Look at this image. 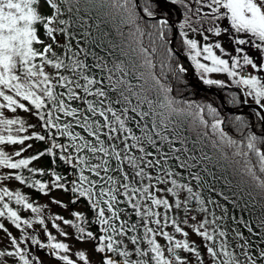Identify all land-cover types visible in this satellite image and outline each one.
<instances>
[{
  "label": "snow or ice",
  "instance_id": "snow-or-ice-1",
  "mask_svg": "<svg viewBox=\"0 0 264 264\" xmlns=\"http://www.w3.org/2000/svg\"><path fill=\"white\" fill-rule=\"evenodd\" d=\"M43 2L52 10L51 15L41 14L38 8L41 0H0V99L3 101L0 109L13 113L17 109L32 113L34 109V114L47 130V137L35 132L31 136L19 135L35 126L25 127L23 119L4 118L0 111V145H23L33 138L40 141L48 138L50 146L44 152L18 160L0 150V167L28 168L32 161L44 155L52 156L53 163L58 157L70 165L76 179L68 181L53 170L52 186L65 188L66 183L70 184V191L76 194L77 199L86 198L102 234L96 237L79 223L59 215L54 218L53 227L59 228L55 221L63 220L65 225L77 229L80 239H98L96 252L115 253L122 258L118 260L108 256L102 259L101 264H189L187 257H182L178 250L194 254L199 264H203L195 242L190 244L187 239H175L165 230L171 226L175 233L183 237L189 235L181 227L178 217L171 215L173 211L183 213L182 223L185 225L189 224V217L196 221L191 225L192 230L205 242L211 264H264V247L255 245L258 251H254L253 243L238 228L231 232L227 230L224 222L231 219L253 233L247 221L229 215L227 203L230 202L233 208L238 205L235 200L230 201L223 189L217 191L215 185L221 177L208 167L212 157L204 152L203 147H197L204 139L210 140L223 158L231 159L239 171L250 177L255 187L264 193V133L257 135L249 131L243 140L233 139L222 127L224 121L211 104L180 101L171 95L168 74L180 81L186 69L180 64L170 63L173 51L168 47L169 20L158 19L149 24L152 31H146L144 16L137 11L136 0ZM165 2L183 8L179 35L203 83L224 86L221 80L207 78L210 73L238 77L232 83L243 86L245 96L253 97L256 105L264 109L261 78L242 76L236 71L243 65L264 70V63H254L243 47L250 44L264 53V0ZM159 3L160 0H144V14L154 18V9L159 7ZM92 11H96L97 18L103 15L112 20L119 19L120 53L127 60L109 62L105 55L100 54L104 52L112 56V52L104 48L106 42L110 47L116 46L105 40L107 33L93 36L92 24L89 23L93 20ZM194 17L197 18L195 22ZM224 18L230 22V29L216 25V21ZM37 24L42 25L51 43L40 39ZM205 24L212 26L205 28ZM96 27L99 29V24ZM186 28L202 36L204 41L209 39L205 33L219 37L222 31L230 34L234 30L236 34H243L231 41L237 46L234 48L237 55L229 57L231 65L229 59L221 58L214 51L219 49L227 54L221 43L201 45L197 39L189 37ZM145 35L148 37L147 46L143 40ZM57 36L63 37L62 44ZM36 44L43 45V50L34 47ZM54 46L61 51L58 53ZM158 52L163 57L159 76L154 71L156 65L153 62ZM200 58L210 63H203ZM46 66L54 71L47 72ZM130 76L142 83L133 84ZM232 102H237L235 95ZM256 116L264 121L261 112L258 111ZM235 123L240 129L248 127L239 116L235 117ZM15 125L19 127L14 135ZM192 133L196 138L190 140ZM56 137H66L70 143L60 142ZM226 149L231 150V157ZM25 150L21 148L14 155L19 157ZM28 171L44 174L43 169L28 168ZM14 178L22 184L26 182L23 175L17 174ZM224 180L225 185L231 183L226 178ZM29 186L44 193L49 190V185L38 179ZM161 193L170 194L173 200ZM5 197L14 198L17 205L36 213V222L44 225L45 221L39 215L42 209L29 203L26 196L19 191L13 193L7 188L0 189V202ZM53 202L66 207L62 201ZM192 212L202 215V219L197 220ZM5 214L18 229L21 224L33 225L32 220H22L17 211L3 202L0 217ZM72 215L77 221L87 222L81 212H73ZM259 227L261 232L255 235L260 236V244H264V219L260 220ZM0 229L7 232L3 224H0ZM8 235L11 237L10 233ZM61 235L67 236V233L62 232ZM158 236L166 241L165 245L158 242ZM47 239V244H41L31 237L32 243L52 249L53 255L64 264H76L66 254L68 244L55 242L56 237L51 233H47ZM11 244L14 251L0 250V258L18 257L22 264H33L14 237ZM76 255L84 264H90L85 252L79 251ZM36 264L42 262L37 261Z\"/></svg>",
  "mask_w": 264,
  "mask_h": 264
},
{
  "label": "trees",
  "instance_id": "trees-1",
  "mask_svg": "<svg viewBox=\"0 0 264 264\" xmlns=\"http://www.w3.org/2000/svg\"><path fill=\"white\" fill-rule=\"evenodd\" d=\"M136 2L138 4L137 11L140 13L141 16H144V20H145L144 28L146 31H152V29L149 28V24L155 23L159 18H167L169 22L175 25L176 31L174 36L172 35L171 26L168 30V39L171 42V44L170 43L168 44V47L171 48L173 51V56L172 59L170 60V63L181 65V58L178 56L177 54L178 52L186 56L189 64L192 67L191 77H189L185 71L183 74H181L180 81L173 79L171 73L168 74L167 82H169L172 86L171 95L180 101H189V102L201 103L205 105L211 104L212 107L217 109V112L219 113V118L224 121L222 127L233 139L241 141L244 139V136H246L249 131L254 132L257 135L264 133V121L262 124L261 120L256 116V113L258 111L252 108L251 106H248L249 103H255V100L251 96H245L244 93L246 89H244L243 86H237L236 84H233L232 81L223 80L224 86L221 87L219 85L204 84L203 81L201 80L200 73L197 71L192 61L188 58L187 50L182 45V37L179 35L180 32L179 24L183 21L184 18L183 8L179 5H172L170 2H165V0H160L159 7L154 9L156 12L155 17L157 18H149L143 12L144 0H136ZM150 2H153V0H150ZM205 11H207V9H205ZM91 15L93 17V20L89 21V23L92 24V28L90 30L93 36L99 37L101 34L107 33L108 35L105 37V40L111 42V45L116 46L114 48L110 47L109 43L106 42L104 44V48L111 51L112 56H107L104 52H101L100 54L105 55V58L108 59L109 62L115 59L127 60L128 58L121 56L120 53L119 45H121L122 43V38L120 37L119 32L117 30V26L119 25V19L117 18L116 20H112L111 18L105 17L103 15L97 18L96 11H92ZM196 19L197 18L194 17L193 21L195 22ZM225 21L227 22L228 25H230V22L227 20V18L216 21V25H218L220 22L225 24L224 23ZM97 24H99V29H97L96 27ZM210 26L212 25L211 24L204 25L205 28ZM185 30H190V29L186 28ZM125 31L127 30L125 29ZM231 32L235 33L234 30H231ZM57 38L61 40V43L64 42L62 36H57ZM143 40H144V45L147 46L148 37L146 35L143 37ZM124 43H126V41H124ZM97 51H99V49H97ZM134 56L135 54H133V58ZM162 58L163 57L159 52L153 57V62L156 65L154 71L158 76L161 74L160 60ZM164 71L167 72V69L165 68ZM237 71L240 72L239 70ZM240 74L242 76L248 75L243 72H240ZM237 78L238 77H236L235 79ZM129 79L133 84L142 83V81H137L131 76L129 77ZM201 87H212L213 91ZM233 95L237 97L236 103L232 102ZM219 97L222 98V102L225 108L221 104ZM34 113L35 110L33 109L32 112L33 122L31 123V125H34L35 127H32L29 136H31L32 133L35 132V133H39L40 135H45L47 137V130L42 126V122L38 119V117ZM237 116L245 120L248 124V127L240 129L239 126L235 123V117ZM205 118L210 119L209 117H207V115H205ZM56 138L58 141H60L58 137ZM195 138H196L195 133L190 134V140ZM29 142L30 144L35 146V151L31 154H27L22 157H19L18 159L29 158L33 155H37L40 152H44L50 146V140L48 138H46L44 141L36 140L33 138L30 139ZM197 147L198 148L203 147L204 152L212 157V161L208 163V167L212 172H215L218 177H221L220 182L215 185L217 191L223 189L226 195L229 196L230 201L235 200L238 205L237 207L233 208L230 202L227 203V207L229 209V215L230 216L235 215L238 219L247 221L250 224V226L253 228V233H249L247 228H245L242 224L238 225L236 222L232 221L231 219L224 222L227 227V230L231 232L232 229L238 228L239 231L243 233L244 237L248 238L253 243L254 245L253 250L258 251V249L255 248V245H259V247H264V244H260L261 237L255 235V233L261 232L259 224H260V220L264 219V193H261V191L255 187L250 177L239 171L238 166L235 165L231 159L223 158L221 154L213 147L210 140L204 139L200 144L197 145ZM55 151L57 153L59 152V150H55ZM226 151L228 152L229 157H231V150L226 149ZM53 159L54 158L49 155H44L39 158L40 162L44 166L43 175H40L39 173H31L28 171V168H34L32 166L33 165V161H32V163L29 164L28 168L13 169V178L17 174L23 175L26 178V182L23 183V185L28 187L29 190L37 198L41 192L37 188L29 186V184L32 181L38 179L41 180L42 182L47 183V181L50 180V183L53 184L54 177L51 175V172L53 170L56 171L57 173L58 171L66 172V174H68L67 176L69 177L68 181L71 180L70 179V177L72 176L71 166L60 161L58 157L56 158L55 163H53ZM224 178H226L228 181H231V183L225 185ZM160 187H163V185H161ZM70 188L71 185L66 184L65 188L63 189L66 195L71 200L76 199L75 196L72 195ZM233 193H235V196H233ZM167 195L169 196L170 201H172L173 197H171L170 194ZM79 199L87 207L88 226L90 228V231L93 232L94 236L98 237L99 235L102 234L99 232L100 225L95 223L94 213L91 210L90 205L86 201V198H79ZM221 203H225V202L221 200ZM217 214H219V210H217ZM191 215L198 216L196 212H192ZM174 216H177L178 219L184 218L182 212L174 211ZM3 217L8 223H10L13 227H15V225H13L11 221L7 218V214H5V216ZM0 224H3L1 220H0ZM196 237L201 247V257L203 258V264H211V258L208 257L206 254L205 242L198 235H196ZM229 239H231V236L229 237ZM90 240L92 241L93 249L95 250L99 241L98 239H90ZM233 246H235V242H233ZM99 255H100V264L102 259L108 256H111L118 260L122 259L118 257L115 253L105 252V253H99ZM241 258L244 259L243 256H241L240 259ZM195 261L199 263L196 256H195ZM17 264L20 263L17 262Z\"/></svg>",
  "mask_w": 264,
  "mask_h": 264
},
{
  "label": "rangeland",
  "instance_id": "rangeland-1",
  "mask_svg": "<svg viewBox=\"0 0 264 264\" xmlns=\"http://www.w3.org/2000/svg\"><path fill=\"white\" fill-rule=\"evenodd\" d=\"M39 11L43 15H51L52 10L50 7H48L47 4L41 0L40 5L38 6ZM220 22L217 26H219L221 29H224L225 27L230 29V25L227 24V22ZM226 25V26H225ZM38 29V36L40 39L44 40L45 43H51V40H48L45 36L44 29L41 24L36 25ZM189 33V37L193 39H197L201 45L204 43H221L222 47H224L225 52L227 54L221 53L219 49H214L217 55H220L221 58L229 59L231 55H237V53L234 52V48L237 47L234 45L231 41L233 38L237 37L238 35L243 34H235L234 32H230V34H226L222 31L221 35L219 37L215 36L213 33H205L209 36L208 41H204L203 37L192 33L190 30H185ZM58 39V38H57ZM59 40V39H58ZM61 42V40H60ZM62 44V43H61ZM34 47L43 50V45L36 44ZM56 51L59 53L61 50L59 47L54 46ZM245 49L246 54L250 56V58L253 59L254 63H257L260 65L261 63H264V53H261L254 47H251L249 45L243 46ZM201 62L203 63H210L209 61H203L202 58ZM229 64L231 65V60L229 59ZM241 64H243L241 60ZM186 69V68H185ZM45 70L47 72H53L54 70L46 66ZM239 70L240 72H243L248 75L258 76L261 78L262 83H264V70H262L260 67L253 69L250 65H243L242 68H237L236 71ZM187 72V70H186ZM207 78L210 79H217V80H224V81H233L236 77H228L227 73H210L207 74ZM12 94V93H8ZM0 103H3L2 99H0ZM26 103V102H25ZM0 111L3 112L4 118H20L25 121V127L28 125H31L33 122L32 119V113L25 112L22 109H17L15 113L11 112L7 109H0ZM19 127L18 125L13 126V134H17L15 132V129ZM32 130V127L28 128L27 132L19 133V135H29ZM79 130V129H77ZM55 132V130L53 129ZM3 134L7 135V132H4ZM60 142H63L65 144L70 143V141L66 137H58ZM28 145H31L29 148ZM21 148L26 149L21 153L22 157L27 154H31L35 151V146L30 144L29 140H26L23 145L17 143L15 145L10 144H4L0 145V150L8 152L10 155L13 156V160H17L19 157L15 156L14 153L16 151H19ZM34 168L36 169H43V164L40 162V160L33 161ZM58 174L65 177L66 180H69V177L67 176L66 172L58 171ZM87 174V173H86ZM11 177V178H6ZM71 180L76 179V177L72 174L70 177ZM64 183V181H61ZM47 184L49 185V190L47 193L41 192L40 195L36 198L34 194L29 190L28 187L23 185L22 183L18 182L16 179L13 178V169L3 168L0 167V189L7 188L10 192H17L19 191L22 195L26 196L29 203H32L35 207H40L42 209L41 213L39 214L41 218L44 219L45 223L44 225H41L36 222V213H33L30 209L23 208L22 205H17L15 203V199H9L8 197H5L3 202H6L11 206L15 211L18 212L22 220H32L33 225L32 227H28L25 224H21V227L18 229L16 227H13L10 223H8L4 217H0L1 222L3 223L4 227L7 229V232H5L3 229H0V250L4 251H14V248L11 244V238L14 237L20 248L25 250V254L27 255L28 259L33 260V264H36L37 261L42 262V264H64L63 261L59 260L57 256L53 255V250L50 248H41L38 244L32 243L31 237H35L40 241L41 244H47V233H51V235L56 237L55 242H63L69 245V251L66 253L70 259L76 261V264H84L83 261H80L78 256L76 255L77 252L83 251L86 253V256L88 257V260L90 264H100V255L99 253L95 252L93 249L92 241L90 239H87L86 237L84 239H80L79 237L81 234L77 231L75 227L72 225H65L63 223V220H56L55 223L59 225V228L53 227V220L54 218L59 215L62 216L64 219L72 220L74 223H79L81 227H84L86 231H90V228L88 226V215H87V207L85 204H83L80 199H77L76 194H73L76 199L71 200L65 193L63 188H56L53 187L50 183V180L47 181ZM67 184V183H66ZM65 184V185H66ZM160 195H166L167 198L170 200L169 196L165 193H161ZM54 200L62 201L63 205H66V207H63L59 204L54 203ZM73 201H76L73 203ZM0 202V207H2V203ZM73 212H81L83 213L86 223L84 221H77L76 218L72 215ZM171 215L174 216V211L171 213ZM184 218L179 219L181 221V227L184 229V231H187L189 235L187 237H183L180 233H175L174 229L169 226L165 230L171 233L175 239H187L190 244L192 242H195V246H198V250L201 253V247L199 244V241L195 235V233L192 230L191 225L196 223V221H192L189 217V224L185 225L182 223ZM202 219V215L198 214L197 220ZM155 227V225H152ZM47 229V232L45 231ZM67 233V236L61 235V233ZM8 233L11 234V237L8 235ZM157 240L162 245L166 244V241L162 237H157ZM179 254L182 257H187L189 264H199L195 261V255L191 253H186L183 250H178ZM64 254V253H61ZM165 254L167 255L166 249ZM243 260V258H241ZM19 262L22 264V261L19 260L18 257H3L0 258V264H17Z\"/></svg>",
  "mask_w": 264,
  "mask_h": 264
},
{
  "label": "water",
  "instance_id": "water-1",
  "mask_svg": "<svg viewBox=\"0 0 264 264\" xmlns=\"http://www.w3.org/2000/svg\"><path fill=\"white\" fill-rule=\"evenodd\" d=\"M154 18H157V17H154ZM169 24L171 25V27H172V29H173V35H174V33H175V26H174V24H172L171 22H169ZM170 44H171V42H170ZM177 54H178V56L181 58V61H182L183 66L186 67L187 75H188L189 77H191V75H192V67H191V65L189 64L188 60L186 59V57H185L184 55H182V54H180V53H178V52H177ZM201 88H204V89H208V90H210V91H213L212 87H201ZM219 100H220L221 104L223 105V102H222V98H221V97H219ZM248 106H251L252 108H254V109H256L257 111L261 112V115L264 114V110H263V109H260L259 106L256 105V103H249ZM223 107H224V105H223ZM224 108H225V107H224ZM261 122H262V124H263V121H262V120H261Z\"/></svg>",
  "mask_w": 264,
  "mask_h": 264
}]
</instances>
